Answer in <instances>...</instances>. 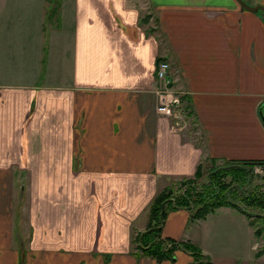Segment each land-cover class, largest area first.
<instances>
[{
    "label": "crops",
    "instance_id": "0c3cea01",
    "mask_svg": "<svg viewBox=\"0 0 264 264\" xmlns=\"http://www.w3.org/2000/svg\"><path fill=\"white\" fill-rule=\"evenodd\" d=\"M39 11L31 30L0 19V264H189L183 250L136 256L133 240L156 195L199 164L264 160V13L237 0H58L45 31ZM160 57L195 127L156 111ZM238 224L253 260L238 256ZM161 234L212 264H264L234 206L193 222L168 211Z\"/></svg>",
    "mask_w": 264,
    "mask_h": 264
},
{
    "label": "trees",
    "instance_id": "16d2710c",
    "mask_svg": "<svg viewBox=\"0 0 264 264\" xmlns=\"http://www.w3.org/2000/svg\"><path fill=\"white\" fill-rule=\"evenodd\" d=\"M56 10L57 7H53L48 17H51ZM184 109L188 115L191 114L189 107L185 104ZM211 164L212 166L205 171H203V165L199 164L194 177L179 181L180 186L186 185L184 190L179 191L178 188L174 189L173 186H170L156 195L149 205L147 228L134 237L136 250L133 254L162 262L164 260L174 261L175 252L183 250L192 257L189 264H212L211 259L192 242L162 236L161 229L165 216L171 210L179 208L188 210L189 221L193 222L204 219L207 214L218 207L234 206L249 218L254 216L255 220H250V224L253 226H255L256 220H264V214H254L246 209V204H252V202L264 208V192L259 191L260 187L264 185V173L260 174L262 183L259 185L252 184V179L255 176L254 167H264V160L225 159L221 165ZM226 176L231 177L232 184L225 183L224 178ZM251 185L253 188L249 190ZM238 196L240 197L239 201L236 200ZM162 206L163 210L161 209ZM260 233L261 228L254 232L255 235H260ZM263 252L264 248L258 250L255 256L258 257Z\"/></svg>",
    "mask_w": 264,
    "mask_h": 264
},
{
    "label": "rangeland",
    "instance_id": "374dc122",
    "mask_svg": "<svg viewBox=\"0 0 264 264\" xmlns=\"http://www.w3.org/2000/svg\"><path fill=\"white\" fill-rule=\"evenodd\" d=\"M58 4V0H0V10L3 8V13L2 15H0V19L1 17H3V15L5 14V18L3 17V19L11 22V23H18L17 25H19V29H27V30H31L30 24L25 25L26 22H30V21H35L38 16L40 19V14L41 11H39V15H38V9L39 7L43 8L44 11H46V17H44L43 22H44V26H45V31H47V21H49V19H55L57 17L56 11L52 13L51 17H48L49 12H51L50 10L53 7H57ZM46 9V10H45ZM7 10V12H6ZM10 11V12H9ZM6 12V13H5ZM1 14V11H0ZM45 14V12H44ZM50 16V15H49ZM14 26H16L15 24H13ZM23 25V26H21ZM43 47V46H42ZM183 106V104H182ZM183 116V124H184V128L186 127H195L196 124L192 121V118H190L189 116V120L187 117V113L185 112L184 109V113L182 114ZM186 123V124H185ZM196 135H198L197 132H195ZM214 164V163H213ZM221 165V164H220ZM212 166V164L210 165V167ZM214 166V165H213ZM258 167V166H255ZM254 167V168H255ZM262 167V166H259ZM262 173H264V169L262 171ZM260 173V174H262ZM258 176V173L255 172V176L252 179V184L253 185H259L260 183H262V177ZM205 180V179H204ZM224 181L226 184H232L231 183V177L230 176H226L224 178ZM253 185L250 186L249 190H252ZM174 189L178 188L179 191L184 190L186 185H181L179 184V182H177V184L173 185ZM259 191L264 192V185L262 187H260ZM237 197V196H236ZM239 196L238 199L236 198V200L239 201ZM246 209L249 210L251 213L254 214H264V208H262V206L259 205H255L253 202L246 204ZM254 216H250V220H255L253 218ZM255 226L252 225L253 227V231L255 232L256 229L261 228V233L260 235H255V241L257 243V250L263 249L264 248V220H256L255 221ZM242 232H241V231ZM251 239L248 238L247 234L245 233V231L243 230L242 226L238 224V250L241 251L239 255H241V257L243 259L246 260H253V256L252 255V251L250 250V245H251Z\"/></svg>",
    "mask_w": 264,
    "mask_h": 264
},
{
    "label": "built area",
    "instance_id": "2783aa9c",
    "mask_svg": "<svg viewBox=\"0 0 264 264\" xmlns=\"http://www.w3.org/2000/svg\"><path fill=\"white\" fill-rule=\"evenodd\" d=\"M168 69L169 63L166 60L160 59L157 62L155 76L160 87L156 89V111L172 118L175 122L174 125L181 126L183 122L182 114L184 113L181 91L171 86L172 78L169 75ZM263 169L264 167L258 166L254 168V171L260 174Z\"/></svg>",
    "mask_w": 264,
    "mask_h": 264
},
{
    "label": "water",
    "instance_id": "95a60500",
    "mask_svg": "<svg viewBox=\"0 0 264 264\" xmlns=\"http://www.w3.org/2000/svg\"><path fill=\"white\" fill-rule=\"evenodd\" d=\"M237 1L240 3V5L242 7L246 8L248 10L255 11V12L261 11V12L264 13V5H262V4H249L245 0H237ZM259 115H260V117H261V119H262V121L264 123V114H263V112L261 110V106L259 108ZM161 209L163 210V206H162Z\"/></svg>",
    "mask_w": 264,
    "mask_h": 264
}]
</instances>
